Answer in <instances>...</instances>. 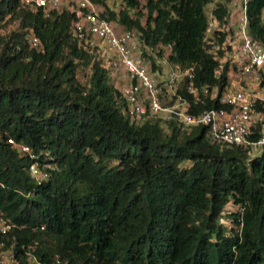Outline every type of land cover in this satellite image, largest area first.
<instances>
[{
  "label": "trees",
  "instance_id": "obj_1",
  "mask_svg": "<svg viewBox=\"0 0 264 264\" xmlns=\"http://www.w3.org/2000/svg\"><path fill=\"white\" fill-rule=\"evenodd\" d=\"M212 1L121 0L101 16L147 43L171 44L172 60L192 67L196 86L221 88L227 69L214 77L218 62L203 41ZM214 13L227 14L222 4ZM247 17L264 45V0H248ZM72 19L69 9L45 15L0 0V212L17 226L7 236L15 264H264V149L250 157L174 117L167 131L161 118L131 121L106 64L82 46ZM81 66L90 69L86 84ZM179 93L192 114L218 107L194 104L184 86ZM8 138L57 168L35 182L32 159ZM237 205L241 231L225 234L219 218L236 221Z\"/></svg>",
  "mask_w": 264,
  "mask_h": 264
},
{
  "label": "built area",
  "instance_id": "obj_2",
  "mask_svg": "<svg viewBox=\"0 0 264 264\" xmlns=\"http://www.w3.org/2000/svg\"><path fill=\"white\" fill-rule=\"evenodd\" d=\"M21 2L42 8L45 15L63 9L73 13L71 31L82 46L95 52L107 68L112 69L109 74L116 76V82H119L116 88L124 102L122 111L131 121L161 117L166 112L167 119L174 117L187 131L204 126L205 138L211 143L239 146L250 152L256 150L257 154L264 149V45L250 34L248 0H213L211 8L205 12L207 23L203 41L218 62L214 77L219 79L222 70L227 69V80L221 88L216 83L196 86L192 67H183L172 60L171 44L145 42L134 30L101 16L105 6L98 2ZM218 4H222L227 12L222 19L214 13ZM28 41L33 47L40 45L33 34H29ZM182 86L194 104L215 101L218 107L190 113V101L179 93ZM7 142L32 159L28 174L35 182L46 181L51 170L57 168L55 163L37 160L27 145L16 143L12 138ZM234 210L236 221L225 215L219 218L225 234L231 229L241 231L243 207L237 205ZM15 227L16 224L0 212V264L16 262L12 244L7 245L8 233ZM49 264L61 262L57 258L55 263Z\"/></svg>",
  "mask_w": 264,
  "mask_h": 264
},
{
  "label": "rangeland",
  "instance_id": "obj_3",
  "mask_svg": "<svg viewBox=\"0 0 264 264\" xmlns=\"http://www.w3.org/2000/svg\"><path fill=\"white\" fill-rule=\"evenodd\" d=\"M105 6L108 8V9H110V10H115V11H117V10H119L120 8H121V6H122V2H121V0H105ZM211 8V4H207V6H206V8H205V12H207L209 9ZM16 27V24H15V22L14 23H10V24H8L4 29H2V32H5V31H9V30H12V29H14ZM106 67H107V65H106ZM108 70H109V72H111L112 71V69L110 70V68L108 67ZM110 75V77H111V80H112V83L115 85V86H118L119 85V82L117 83L116 82V76H111V74H109ZM89 76H90V69H89V67H83V66H81L80 68H79V70H78V73H77V77H78V80L82 83V84H86V83H88V80H89ZM118 79L122 82V78L119 76L118 77ZM124 82V81H123ZM118 84V85H117ZM166 105H168V102L166 103ZM167 113L166 112H164V113H162L161 115V117H157V118H161V120H162V126L165 128V130L167 131L168 129H167V127H166V125H167V121L169 120V119H167L166 118V115ZM165 116V117H164ZM154 119H156V118H153V120ZM258 153V151H256V150H253V151H251L250 152V157H252L253 155H255V154H257ZM189 165V162H185L184 164H183V166H188Z\"/></svg>",
  "mask_w": 264,
  "mask_h": 264
}]
</instances>
